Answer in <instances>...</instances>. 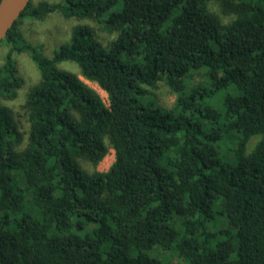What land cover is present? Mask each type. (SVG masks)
Instances as JSON below:
<instances>
[{"label": "trees", "instance_id": "16d2710c", "mask_svg": "<svg viewBox=\"0 0 264 264\" xmlns=\"http://www.w3.org/2000/svg\"><path fill=\"white\" fill-rule=\"evenodd\" d=\"M55 11L114 36L76 24L48 57L19 24ZM0 44V264H264V0L30 1ZM20 52L39 74L24 132L4 103Z\"/></svg>", "mask_w": 264, "mask_h": 264}, {"label": "rangeland", "instance_id": "374dc122", "mask_svg": "<svg viewBox=\"0 0 264 264\" xmlns=\"http://www.w3.org/2000/svg\"><path fill=\"white\" fill-rule=\"evenodd\" d=\"M32 3L37 4L41 1H46L49 3L60 2L61 0H30ZM76 24H85L90 26L93 29V33L95 37L103 44H107L111 38H113L114 34L109 32L99 24L95 20L91 19H82L76 20L74 18H66L60 12H51L46 15L42 19H32V18H23L19 24V29L23 35V37L30 41L33 44H41L42 49L41 52L50 57L53 54V51L59 48V46L63 43H66L70 40L71 30L73 26ZM8 46L6 44H0V63L3 60V56L7 51ZM14 58L16 61L17 73L22 79V85L18 90L17 96L11 100H5L4 103L10 106L13 109L14 116L18 120L19 124H22L23 132L27 127V122L25 118V111L23 109V103L25 100L26 93L29 88L36 83L39 78L38 71L31 61L28 54L24 52H20L14 54ZM58 68H63L66 70H70L72 72L78 73V68L74 63H70L68 61H61L56 64ZM82 78V77H81ZM83 79V78H82ZM90 87L95 89L100 95L103 102L107 105V94L103 91L96 83L83 79ZM224 94L223 90H218L215 93V97H219L221 99ZM161 98L166 105H170L174 101V95L168 91L166 88H162L161 90ZM259 138L258 135H254L252 137L251 143L253 144ZM237 138H224L221 141V150L220 154L222 157L226 158L230 154H232L233 148L236 145ZM114 160V152L112 149H108L105 157L97 164L96 169L99 171H106L111 163ZM83 165L86 169L92 170L93 166L88 162H83ZM208 227L210 231L215 232L214 240H219L227 237L228 235L225 233H220V230H232V228L227 224V222L223 219L222 215L219 214L216 209L212 210V219L208 223ZM166 252V251H165ZM170 253V252H167ZM166 253V254H167ZM158 254L162 256L163 252ZM171 260L181 261L183 264H187L184 260L172 255Z\"/></svg>", "mask_w": 264, "mask_h": 264}, {"label": "water", "instance_id": "95a60500", "mask_svg": "<svg viewBox=\"0 0 264 264\" xmlns=\"http://www.w3.org/2000/svg\"><path fill=\"white\" fill-rule=\"evenodd\" d=\"M30 0H0V42Z\"/></svg>", "mask_w": 264, "mask_h": 264}]
</instances>
